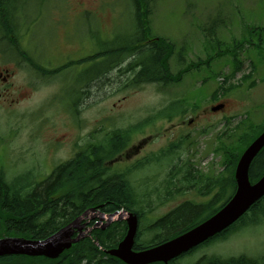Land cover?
I'll list each match as a JSON object with an SVG mask.
<instances>
[{
    "label": "rangeland",
    "instance_id": "rangeland-1",
    "mask_svg": "<svg viewBox=\"0 0 264 264\" xmlns=\"http://www.w3.org/2000/svg\"><path fill=\"white\" fill-rule=\"evenodd\" d=\"M149 5L150 38L164 36L175 43L170 60L174 73L186 63L191 66V62L208 57L212 59L210 67L227 73L231 66L229 57H225L229 55L226 50L229 49L230 53L238 50L243 66L241 72H238L240 65L232 75L231 81L235 84L227 82L224 86L228 94L224 91L215 93V96L224 94L219 98L227 103L225 111L206 117L202 114L191 127L185 122L195 117L192 112L177 115L173 120L157 118V113L177 97H188L191 103L200 105L199 110L214 104L219 98L211 100L210 96L219 90L216 86L223 81V76L201 84L205 72L194 71L179 83L161 89L154 84L122 89L123 78L126 81L133 75L120 72L132 62L133 59L128 58L100 80L90 82L85 88L87 96L83 110L80 114L72 113V116L68 109L54 103L60 101L63 83L59 79H64L40 80L33 72L20 73L24 69L11 57L9 39L0 33V66L17 71L14 88L20 84L26 90L20 103L6 109L0 107V169L8 177L32 171L38 179L46 178L56 165L74 156L77 144L83 143L82 137L88 135L89 140L100 139L109 132L139 122L142 125L144 121L147 123L144 129L137 131L123 153L114 158L124 160L122 165H113L114 159L108 161L113 168L125 169L140 159L159 153L181 136H188L184 145L186 149L181 150L182 158L189 161L192 169L203 174L221 175L225 152L219 151L218 147L235 149L238 154L245 148V144L236 142L234 129L245 115L255 125L264 121V56L254 50L257 48L255 45L249 44L250 40L257 39L253 35L264 36V0H150ZM17 14L23 20H32L28 34V25L23 27L26 32L21 39L22 45L29 47L31 52H39L41 58L38 59L46 66L58 69L57 65H61L65 57L69 61V54L78 47L74 56L81 59L84 55L105 51L115 43L120 44L134 27L136 7L131 0H20ZM256 28L257 32H252ZM239 40H245V45L232 50L234 41ZM220 48L224 51L219 53L223 58L215 56ZM178 54H183L184 65H177ZM251 58L257 62L254 67L258 66V70L249 81L257 83L248 87L247 81L243 84L241 81L244 80L242 73L250 71ZM105 61L104 56L74 61L68 69L78 75L86 71L87 76V71L92 74L99 68H105ZM72 74L66 71L62 77L68 79ZM146 139L147 145L138 156L132 155L131 161L124 159L133 146ZM171 164H183L179 154L161 166L151 163L135 172L131 180H146L148 183L144 190L153 189L165 179ZM149 174L151 176L145 178ZM187 200L203 199L195 190H189L159 205L149 218L160 217ZM155 202L159 203V200ZM148 222L141 225L145 227ZM145 237L149 238L150 234ZM212 254L264 257V219L256 226L244 228L225 240L199 249L180 262L193 264L204 255Z\"/></svg>",
    "mask_w": 264,
    "mask_h": 264
},
{
    "label": "trees",
    "instance_id": "trees-1",
    "mask_svg": "<svg viewBox=\"0 0 264 264\" xmlns=\"http://www.w3.org/2000/svg\"><path fill=\"white\" fill-rule=\"evenodd\" d=\"M18 1L0 0V33L4 35V38L9 39L11 47L17 49L24 47L21 43L22 36L26 32L23 30L24 25H28L26 26L28 34L29 22H32L30 18L23 20L21 15L17 14ZM131 1L136 7V19L132 32L120 44L115 43L105 51L95 52L94 56L89 58L104 56L106 60L105 68L97 69L92 76L90 75V78L92 81L100 80L113 68L121 65L127 57H130L133 59L132 62L120 71L124 74L133 73L125 81L124 88L135 89L152 82L170 84L172 81H177L178 73L173 74L168 67V59L174 52L175 44L163 36L150 38L151 33L148 27L150 0ZM33 22L36 23L34 20ZM257 30L256 28L252 32L255 33ZM253 36L257 37L254 41L258 44L261 45L264 42L262 34ZM244 45L245 40L234 41L232 50ZM25 48L29 49L26 46ZM29 54L27 52V58L31 61L32 57ZM230 55L234 67L238 68L242 63L238 50ZM32 63L39 70L47 71L38 63ZM252 66L254 69V64ZM223 88L225 87L220 89ZM198 108L196 102L191 103L188 97L178 98L172 100L159 113V117L172 119L179 112L185 114ZM140 128L142 125L137 123L127 129H118L108 133L103 142L92 141L88 147H82L72 159L58 165L49 176L43 179L35 177L36 174L32 171L8 177L5 171L0 169V238L24 236L43 239L72 223L87 209L96 207L108 214L124 209L137 214L140 224L149 221L145 227L140 225L135 242V249H146L190 230L218 212L231 199L236 191L234 172L239 159V154L235 151H228L231 153L226 158L229 162V172L216 178L193 171H185L183 175H178L173 171L175 169L171 170L165 181L175 186L180 182V185L175 188H170L168 185L165 187L166 183L163 182V185L140 192L127 174L130 170L132 172L134 169L138 171L145 168L153 160L161 158L163 154H172L174 150L177 151L180 143L178 146H170L153 157H148L146 161H139L133 169L122 172L110 171L106 162L123 151L132 137L131 133ZM262 129L264 125L261 126ZM263 173L264 151L251 165V181L256 182ZM179 176L182 178L179 179ZM188 185H193L200 195L209 196V199L186 201L160 217L149 218L159 205L173 199L177 194L184 193ZM153 194L157 196L159 203L155 202ZM263 219L264 197L229 228L193 248L190 252L177 257L170 264H183L181 260L192 256L199 249L225 240L244 228L256 226ZM127 229V223L124 221L112 223L105 230L96 229L91 236L74 244L58 259L6 255L0 257V264H126L119 258L105 254L100 247L107 249L116 247L126 235ZM149 234L150 237L146 239L145 236ZM96 241L100 246L96 244ZM193 264H264V257L247 254L224 257L212 254L204 255Z\"/></svg>",
    "mask_w": 264,
    "mask_h": 264
},
{
    "label": "water",
    "instance_id": "water-1",
    "mask_svg": "<svg viewBox=\"0 0 264 264\" xmlns=\"http://www.w3.org/2000/svg\"><path fill=\"white\" fill-rule=\"evenodd\" d=\"M218 109L219 107L213 108V110ZM263 146L264 132L242 155L236 170L237 190L226 205L210 218L166 242L147 249L134 250L135 237L139 227V219L136 214L129 211L105 214L96 211V209H90L72 223L44 239L20 236L0 238V256L24 254L57 258L73 243L79 241L80 238H72V235L81 220L85 217H98L100 223L106 221L104 228L116 220H127V234L117 248L107 251L110 255L118 257L127 264H151L154 262L168 264L172 259L230 227L264 196V175L255 183H252L249 177L251 162Z\"/></svg>",
    "mask_w": 264,
    "mask_h": 264
},
{
    "label": "flooded vegetation",
    "instance_id": "flooded-vegetation-1",
    "mask_svg": "<svg viewBox=\"0 0 264 264\" xmlns=\"http://www.w3.org/2000/svg\"><path fill=\"white\" fill-rule=\"evenodd\" d=\"M78 49H79V47H78ZM78 49H76L75 51H77ZM19 50H20L19 54H18V61L19 62L17 64L19 65L20 68L24 69L20 73H23V72L27 73L28 70H30V69L33 72L34 67H33V64L31 61H33L35 59V57H37V53L33 50V52L36 54L32 55V57L34 59H32L30 61L27 58V49L26 48H19ZM75 51H73L71 54H69V56H68V58L70 59L69 61L65 57L63 60V63L59 66L66 67V66L72 64L73 61L79 60V59H76L74 56ZM85 57L86 56L84 55V57L81 59L84 60ZM16 75H18V72L15 71L14 69H12L10 67L5 68V67L0 66V107L1 108L6 109V107L18 104L22 101L21 95L25 94L26 90L22 89L20 84L16 88H14ZM77 76H78V74L76 75V77ZM81 78H82V82H81L82 88L80 89L81 92L80 91H79L80 93L78 92L77 99L74 100L73 96L67 93L65 100H63V103H65L66 108L71 109L73 106H76V108H77L76 114H79L84 108V103L86 101V96H87V92H86L85 88L89 86L85 71L82 73ZM79 80H81V79H79ZM205 113L206 114L209 113V110H205L204 114ZM201 116H202V113L195 116L194 119H191L190 124L194 125L193 123L195 121L197 122V120L200 119ZM88 141H89L88 135L85 137H82L83 143H88ZM145 144H146V141H144L141 145L135 147V151H134L135 156L138 155L143 150ZM132 155L133 154L126 153L125 157L130 158ZM190 188L196 189V187H193V185H190ZM200 197L204 198V199L209 198V196L206 197L204 195H201ZM94 219L95 220H90V221L84 220V221L80 222L78 224L76 230H75L76 231L75 236L79 235L80 233H84V232L87 233V231H89V230H91V232L93 233V231L98 229V227L103 228L100 225L99 218L94 217Z\"/></svg>",
    "mask_w": 264,
    "mask_h": 264
},
{
    "label": "bare ground",
    "instance_id": "bare-ground-1",
    "mask_svg": "<svg viewBox=\"0 0 264 264\" xmlns=\"http://www.w3.org/2000/svg\"><path fill=\"white\" fill-rule=\"evenodd\" d=\"M91 209H93V208H91ZM90 210V209H89ZM129 212H131V211H129ZM91 220H95L94 219V217H93V219H91ZM118 221H124L125 223H127V220L126 219H121V220H116V221H114L113 223H115V222H118ZM105 223H100V225L103 227V228H100V227H98V229H102V230H105V228H107L108 226H106L105 228H104V225ZM170 240V239H169ZM112 256V255H111ZM113 257H115V256H113Z\"/></svg>",
    "mask_w": 264,
    "mask_h": 264
}]
</instances>
